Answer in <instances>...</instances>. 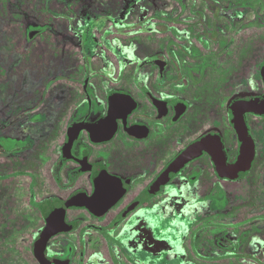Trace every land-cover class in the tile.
I'll return each instance as SVG.
<instances>
[{"label": "flooded vegetation", "instance_id": "af4514ba", "mask_svg": "<svg viewBox=\"0 0 264 264\" xmlns=\"http://www.w3.org/2000/svg\"><path fill=\"white\" fill-rule=\"evenodd\" d=\"M15 1L22 30L0 41V264H40L54 216L47 264H264V112L240 109L264 102V55L251 66L244 52L261 0H172L135 23L131 3L97 36L98 15L72 26L83 12L67 0ZM74 198L93 203L64 207Z\"/></svg>", "mask_w": 264, "mask_h": 264}, {"label": "rangeland", "instance_id": "374dc122", "mask_svg": "<svg viewBox=\"0 0 264 264\" xmlns=\"http://www.w3.org/2000/svg\"><path fill=\"white\" fill-rule=\"evenodd\" d=\"M67 2L72 4L75 10L78 9L79 15L83 12V14H81L80 16L82 21L77 22L76 24H72V26L80 27L83 24L85 19L92 18L93 16L98 15L97 16L98 22L95 27L96 29L95 36H97V34H99L104 29L109 27L106 20L104 19L105 18L104 16L119 15V12L122 11L121 9L124 8V5L132 3V6L129 8V10L126 13L125 19L128 22L135 23L137 19H142L145 16L146 18L150 17L153 12L154 13L156 12L153 10H156V8H158V6H160L161 4H171V2L173 1L172 0H67ZM94 4L96 5L95 12L91 10L92 5ZM7 5H8L7 12H5L3 10L2 5H0V41L1 42L13 41L14 39H12V37L13 36L18 37V35L20 34L22 30L20 22H18L17 19H14L15 17H17V15L14 14V12L17 11L15 10L17 2L15 0H8ZM260 12L261 13L264 12V0H261ZM26 16H27L26 19H29V15L27 14ZM56 20H58L59 22L58 28H59V32H61L60 28L63 24L65 25V22L61 24L62 19L59 17ZM54 29L58 30L56 27ZM131 33H133V31L129 32V34ZM129 34L127 33V35ZM69 35L73 36L71 32L69 33ZM9 36H12V37H9ZM244 36H245L244 38L245 55L248 54L246 56H250L252 54L253 49L259 47L260 57H261L260 60L262 61L263 60L262 58L264 55V27L260 28V30L250 29V30L244 31ZM1 42L0 44L2 45ZM0 51L2 50L0 49ZM71 51L74 52L76 50L74 49ZM95 61H96L95 65L100 66L101 64L100 59L96 57ZM247 61L250 62L249 64L251 66H254L252 56H250ZM260 223H261L260 224L261 228L259 232L261 234V240L262 242H264V220H261ZM254 226L257 231L256 224H254ZM260 253H261V256H264V249L263 250L261 249ZM21 254H22V251H21ZM30 264H35V263H30Z\"/></svg>", "mask_w": 264, "mask_h": 264}, {"label": "water", "instance_id": "95a60500", "mask_svg": "<svg viewBox=\"0 0 264 264\" xmlns=\"http://www.w3.org/2000/svg\"><path fill=\"white\" fill-rule=\"evenodd\" d=\"M262 76L264 78V66L262 67ZM240 109L241 110H252V111L262 113V112H264V102L248 103L243 108H240ZM240 109L238 111H240ZM238 111L236 112V114L238 113ZM238 131L240 133V137L242 140V146L247 147L248 144L245 141L246 137H245L244 131L240 125L238 126ZM92 203L93 202L91 199L74 198V199H70L68 202L63 203V205H64V207H66L67 205L77 204V205H83L86 207H91L90 205ZM52 221L54 222V224L51 225V219L50 218L48 219V224L43 229V231L40 233V235L38 236V238L35 242V256L38 259V261L40 262V264H47V262L44 258V255H43V249H44V246L46 244L47 239L52 234H54L56 231L61 230L60 226L58 225L59 219L54 216V217H52ZM53 262H54V264H60V263H58L59 262L58 260H57V262H56V260Z\"/></svg>", "mask_w": 264, "mask_h": 264}]
</instances>
